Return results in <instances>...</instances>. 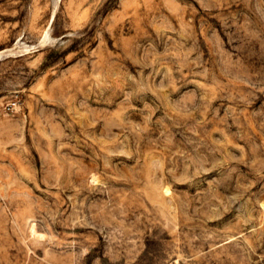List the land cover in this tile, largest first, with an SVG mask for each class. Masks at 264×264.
Wrapping results in <instances>:
<instances>
[{
    "label": "rangeland",
    "instance_id": "rangeland-1",
    "mask_svg": "<svg viewBox=\"0 0 264 264\" xmlns=\"http://www.w3.org/2000/svg\"><path fill=\"white\" fill-rule=\"evenodd\" d=\"M2 50L0 264H264V0H0Z\"/></svg>",
    "mask_w": 264,
    "mask_h": 264
},
{
    "label": "bare ground",
    "instance_id": "bare-ground-1",
    "mask_svg": "<svg viewBox=\"0 0 264 264\" xmlns=\"http://www.w3.org/2000/svg\"><path fill=\"white\" fill-rule=\"evenodd\" d=\"M3 51H4V50L0 51V55L2 54ZM7 51H8V50H7Z\"/></svg>",
    "mask_w": 264,
    "mask_h": 264
}]
</instances>
